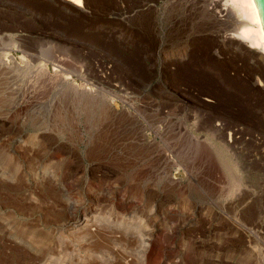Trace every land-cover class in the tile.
Wrapping results in <instances>:
<instances>
[{
    "label": "rangeland",
    "instance_id": "rangeland-1",
    "mask_svg": "<svg viewBox=\"0 0 264 264\" xmlns=\"http://www.w3.org/2000/svg\"><path fill=\"white\" fill-rule=\"evenodd\" d=\"M173 3L0 0V264H264V63Z\"/></svg>",
    "mask_w": 264,
    "mask_h": 264
},
{
    "label": "bare ground",
    "instance_id": "bare-ground-1",
    "mask_svg": "<svg viewBox=\"0 0 264 264\" xmlns=\"http://www.w3.org/2000/svg\"><path fill=\"white\" fill-rule=\"evenodd\" d=\"M63 1H66L68 3H72V4L79 6V7H82L85 4V0H63ZM173 2H174L173 4H175L176 6H177V3L179 4L178 6L183 5V7L185 8V12L183 10L182 11L185 13V15H187L186 16L187 18L185 17V20H183L181 22L182 26L179 25L180 26L179 28L185 27V29H187L186 28L187 27L186 21H188L187 19H189V20L191 19L192 22L197 27L199 26L200 28H202L200 31L205 33L206 38L213 40L216 44H219L221 42L223 45H227V43L230 42L229 43L230 46L234 47V49H236V50H240V47L244 46L248 51L256 52L259 59H261L264 63V25L262 22L261 14L259 12V8H258L255 0H223L222 4H221V2H218L216 0H173ZM180 11H178V12H180ZM186 34H187L186 37L190 38L193 33L189 34L187 31ZM200 35H201V33H200ZM14 46H16L18 49L20 47L19 45L18 46L14 45ZM22 53L23 54L20 55V57L18 58L19 60H17V57L14 54L13 55L12 54L11 55L3 54L0 57V72L2 74H5V76H8V77H9V74H11V73L18 74V75L21 74L23 76H26L27 74H29V72L31 71V69L33 67L35 57L33 56L32 53L24 51V50L22 51ZM43 67H44V70H46L47 65H43ZM0 80H1V78H0ZM12 83H11V85H12ZM3 84H5V83H3ZM115 121H116V119H115ZM104 123H106V122H104ZM163 123L165 125H167V123H170V122L168 121L166 123L165 122H163ZM136 125H138V124H136ZM224 125H225V123H224ZM159 128H157V129L159 130ZM183 130H184V128L180 127V126H178V127L176 126L173 128H170V126H167V133L170 132V133L174 134V136L175 135L176 136L187 135V133L183 132ZM218 130H222V129L218 128ZM130 131H131V129H130ZM208 132H209V130L207 131V133ZM212 133H213V131H212ZM139 134L144 135L143 131L139 132ZM156 134H158V133H156ZM125 136L127 139V135H125ZM140 137H142V136H140ZM140 137L138 139H140ZM135 145H133V146H135ZM18 165L19 164L14 163V165L11 169L16 170ZM31 184L32 183H30V185ZM15 185H16V187H19L17 184H15ZM19 185H22V184H19ZM67 201H68L67 202L68 213L70 214V216L72 218H73V216L76 217V213H73L71 211V208H72L71 202H69V200H67ZM12 203H14V202H12ZM18 205H19V203H18ZM93 212H94L93 208L87 207V209H85V211H84L81 219L79 220V222L83 223L84 221L87 220V222L89 224V221H91V219L95 218V215H93ZM76 226H78V225H76ZM76 226H74L75 227L74 231L78 230V229H76L77 228ZM71 231H72V229H71ZM32 235L31 236L28 235L27 237L23 238V240L21 242L24 245L26 244L31 248H36V246L38 244L37 240H33L34 238H36V232L32 231ZM84 236H87V235L85 234ZM19 248H20V246H19Z\"/></svg>",
    "mask_w": 264,
    "mask_h": 264
},
{
    "label": "water",
    "instance_id": "water-1",
    "mask_svg": "<svg viewBox=\"0 0 264 264\" xmlns=\"http://www.w3.org/2000/svg\"><path fill=\"white\" fill-rule=\"evenodd\" d=\"M261 14L262 22L264 25V0H255Z\"/></svg>",
    "mask_w": 264,
    "mask_h": 264
}]
</instances>
